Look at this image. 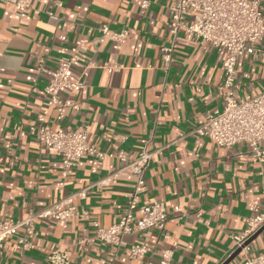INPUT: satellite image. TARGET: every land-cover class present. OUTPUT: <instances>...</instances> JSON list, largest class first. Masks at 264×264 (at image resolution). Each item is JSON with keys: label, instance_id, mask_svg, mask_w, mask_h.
Instances as JSON below:
<instances>
[{"label": "crops", "instance_id": "1", "mask_svg": "<svg viewBox=\"0 0 264 264\" xmlns=\"http://www.w3.org/2000/svg\"><path fill=\"white\" fill-rule=\"evenodd\" d=\"M141 1L32 0L21 23L14 6L0 0V216L24 220L69 198L85 213L35 219L33 248L18 251L8 236L0 264H47L54 250L66 252L70 264H159L166 248H173L170 264H220L231 254V236L254 214L251 206L264 212V161L253 160L245 143L219 148L188 133L221 107L223 51L180 34L165 66L160 48L172 40L174 0H148L145 8ZM102 25L126 30L127 38L103 37ZM255 49L236 63L237 97L264 91V37ZM64 58L73 61L70 79L82 87L59 91L72 102L61 114L43 104V88ZM40 116L53 129L85 128L91 145L114 156H82L61 185L60 158L42 149L30 130ZM143 148L155 155L138 204L179 206L187 216H170L162 230L126 235L119 246L102 242L95 231L117 222L135 178L128 172L97 182L123 167L119 151L135 157ZM83 190L84 196H73ZM132 244L145 253L130 258ZM248 245V254L264 256V229ZM243 259L240 252L228 264Z\"/></svg>", "mask_w": 264, "mask_h": 264}, {"label": "built area", "instance_id": "2", "mask_svg": "<svg viewBox=\"0 0 264 264\" xmlns=\"http://www.w3.org/2000/svg\"><path fill=\"white\" fill-rule=\"evenodd\" d=\"M15 9V18L26 23L32 12V0H7ZM148 0L141 1L145 8ZM168 30L172 34L171 43L162 46L160 51L164 65L172 60V53L177 37L181 34L186 41H199L222 50V80L218 85L221 95V107L209 113L205 119H197L195 125L188 131L189 134L204 136L212 139L219 148H230L239 143H245L256 161H264V148L260 142L264 140V91L243 97L236 96L237 73L236 63L243 55H254L256 45L264 37V15L261 0H174L168 8ZM103 37L123 41L127 38V31H110L107 25L100 26ZM73 61L62 59L57 67L49 72L50 78L43 88V104L55 107L63 114L66 108L72 106L70 100L59 98L61 89L77 91L82 87L81 82L71 80V67ZM35 134L38 145L49 152H53L61 160V185L73 172L80 158L92 154L97 158L114 156L98 151L88 142V133L83 127L74 130L53 129L40 116L36 124L30 126ZM155 152L143 148L133 157L123 151L115 154L123 167L108 175L104 180H114L119 174L131 173L135 178L133 191L127 197V204L121 212L117 222L107 228H97L94 237L102 242L119 246L124 244V237L129 234L142 232L151 228L162 230L168 218L174 216L181 219L187 216L179 206L171 211L167 210L162 202H149L138 204L140 194L144 190V174ZM85 190L73 196H84ZM72 197V196H71ZM67 202L51 204L41 211L30 214L24 220L4 219L0 216V263L4 241L8 236L16 238V249L23 251L33 248V235L31 229L37 218H53L55 220H68L76 216H83L75 206ZM254 212L248 218L247 226L242 232L231 236L233 244L231 252L240 248L244 259L240 264H264L261 254H248L249 245L245 242L264 225V212L258 211L257 206H251ZM198 215V214H197ZM23 233L19 234V229ZM174 247V246H173ZM145 249L136 244L130 245L129 256L134 259L142 256ZM173 248L161 251L159 264H170ZM47 264H70L66 252L54 250L47 256Z\"/></svg>", "mask_w": 264, "mask_h": 264}, {"label": "water", "instance_id": "3", "mask_svg": "<svg viewBox=\"0 0 264 264\" xmlns=\"http://www.w3.org/2000/svg\"><path fill=\"white\" fill-rule=\"evenodd\" d=\"M264 229V225L259 228L246 242L245 244H249L262 230ZM240 253V248L236 249L235 251L231 252V254L225 258L220 264H228L234 256Z\"/></svg>", "mask_w": 264, "mask_h": 264}]
</instances>
